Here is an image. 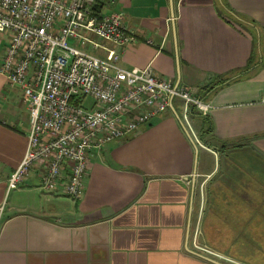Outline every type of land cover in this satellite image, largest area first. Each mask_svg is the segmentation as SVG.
<instances>
[{
  "label": "crops",
  "instance_id": "crops-1",
  "mask_svg": "<svg viewBox=\"0 0 264 264\" xmlns=\"http://www.w3.org/2000/svg\"><path fill=\"white\" fill-rule=\"evenodd\" d=\"M100 9L122 13L134 38L117 48L120 64L151 65L190 90L208 104L196 113L213 132L175 97L176 111L93 152L80 199L46 190L38 169L9 189L30 116L22 90L0 73V264H246L237 242L264 241V0H114ZM237 71L238 80L206 90Z\"/></svg>",
  "mask_w": 264,
  "mask_h": 264
},
{
  "label": "built area",
  "instance_id": "built-area-1",
  "mask_svg": "<svg viewBox=\"0 0 264 264\" xmlns=\"http://www.w3.org/2000/svg\"><path fill=\"white\" fill-rule=\"evenodd\" d=\"M112 2L0 0V44H6L0 73L22 90L30 116L27 152L9 189L38 169L46 190L80 199L94 151L139 132L170 110L175 97L185 101V112L190 104L208 111L151 65L120 64L117 48L134 38L122 13L100 9ZM101 49H108L106 56Z\"/></svg>",
  "mask_w": 264,
  "mask_h": 264
},
{
  "label": "rangeland",
  "instance_id": "rangeland-1",
  "mask_svg": "<svg viewBox=\"0 0 264 264\" xmlns=\"http://www.w3.org/2000/svg\"><path fill=\"white\" fill-rule=\"evenodd\" d=\"M183 109L184 104L178 106L179 116L181 119L184 115ZM7 199L8 196L5 199V204ZM235 255L236 259H239L246 264H264V241H239L237 242V250Z\"/></svg>",
  "mask_w": 264,
  "mask_h": 264
},
{
  "label": "trees",
  "instance_id": "trees-1",
  "mask_svg": "<svg viewBox=\"0 0 264 264\" xmlns=\"http://www.w3.org/2000/svg\"><path fill=\"white\" fill-rule=\"evenodd\" d=\"M240 73L241 72L237 71V72H235V73H233L231 75L218 76L216 78V81H214L213 83L205 86V87H207L206 90L212 91L213 89H216L218 87H223L225 85H228L231 82L238 80L237 77H239ZM242 73H244L243 70H242ZM188 112L191 113V114H195L197 112L196 111V105L190 104L188 106ZM196 114H195V116L201 118L203 120V123L207 124L206 125L207 126L206 132H208V133L213 132V125H212L211 121L207 117L203 116L200 113H196Z\"/></svg>",
  "mask_w": 264,
  "mask_h": 264
},
{
  "label": "water",
  "instance_id": "water-1",
  "mask_svg": "<svg viewBox=\"0 0 264 264\" xmlns=\"http://www.w3.org/2000/svg\"><path fill=\"white\" fill-rule=\"evenodd\" d=\"M173 16H174V12H173ZM174 34H175V36H176V29H175V31H174ZM177 59H178V69H179V71H180L179 58H177ZM177 85H179V82H178ZM172 109H173L174 111H176L174 105H172ZM215 263H216V264H223V263H220V262H215Z\"/></svg>",
  "mask_w": 264,
  "mask_h": 264
}]
</instances>
